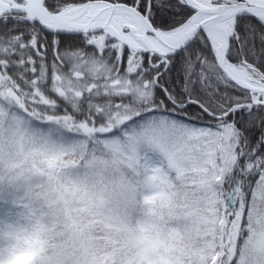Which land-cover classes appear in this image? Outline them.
Here are the masks:
<instances>
[{
	"label": "snow or ice",
	"instance_id": "snow-or-ice-1",
	"mask_svg": "<svg viewBox=\"0 0 264 264\" xmlns=\"http://www.w3.org/2000/svg\"><path fill=\"white\" fill-rule=\"evenodd\" d=\"M0 264H264V0H0Z\"/></svg>",
	"mask_w": 264,
	"mask_h": 264
}]
</instances>
